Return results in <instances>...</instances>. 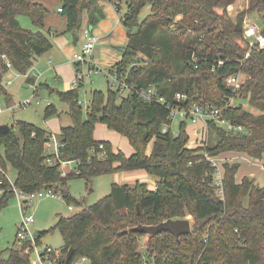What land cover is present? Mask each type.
I'll use <instances>...</instances> for the list:
<instances>
[{
  "label": "trees",
  "instance_id": "obj_1",
  "mask_svg": "<svg viewBox=\"0 0 264 264\" xmlns=\"http://www.w3.org/2000/svg\"><path fill=\"white\" fill-rule=\"evenodd\" d=\"M60 1L68 33L81 27L85 10L91 26L101 16L94 0ZM104 1L119 11L122 3L126 6L122 23L128 43L116 66L127 70L133 61L142 62L129 70V81L140 87L155 86L166 105L148 103L135 94L122 99L109 88L92 92L90 110L85 113L78 102L79 89L57 91L68 104L72 120L60 131L62 158L80 162V173L63 178L59 166H48L44 154L48 130L25 121L0 135V166L8 172L11 165L17 171L15 183L23 191L52 188L69 205L82 207L79 213L61 217L52 229L63 237V264H74L84 256L91 264H264V186L252 177L237 183L240 164L225 163L222 196L214 184L216 168L204 156L206 152L214 157L238 152L264 159V49L253 51L244 61L247 46L241 31L247 14L264 12V0H251L236 20L228 13L236 0ZM146 8L150 13L141 21ZM49 13L41 0H0V97L7 101L12 99L5 87L8 72L28 74L35 60L53 48L44 31ZM20 17L30 19L37 30L24 29ZM239 74L247 76L238 91L240 98L258 115L242 105L228 106L238 92L231 91L227 81ZM177 93H186L188 101L177 102ZM195 100L223 109L224 117L242 126L245 133L209 122L217 141L205 149L190 148L188 122H180L174 133L168 106L189 107ZM56 114V106L49 104L44 118ZM98 124L125 137L134 153L127 157L110 142L97 141ZM166 125L169 129L163 133ZM102 143L106 157L101 156ZM138 170L160 178L155 190L139 181L113 185L108 196L91 206L69 193L71 179H85L92 191L96 177ZM11 200L13 195L0 198V212ZM187 216L194 218L190 234L149 236L145 254L140 243L148 235L126 232L140 224L157 225ZM41 238L42 234L38 244ZM71 249L75 254L67 262ZM32 250L29 243L12 248L0 254V264H35ZM146 258L151 261L147 263Z\"/></svg>",
  "mask_w": 264,
  "mask_h": 264
},
{
  "label": "rangeland",
  "instance_id": "obj_2",
  "mask_svg": "<svg viewBox=\"0 0 264 264\" xmlns=\"http://www.w3.org/2000/svg\"><path fill=\"white\" fill-rule=\"evenodd\" d=\"M251 0H236V2L231 5L228 8V13L231 18L234 20L237 19L238 15L244 11H247L250 6ZM43 4L46 5V7L52 11V5H57L59 0H41ZM95 3H98L99 0H94ZM122 5V13L121 17L125 15L126 13V6L124 3ZM85 10L84 14L86 17H83L82 25L78 29H82L84 24L87 25V17L88 14ZM52 13H54L52 11ZM150 13V9L146 8L140 17V20L142 21L148 14ZM59 17H63L62 14L57 13ZM255 14V13H254ZM251 14H247L244 17V21L249 17ZM253 19H257L258 16H253ZM19 21L24 29L36 31L37 28L33 26L30 19L27 17H20ZM243 21L242 24V38L245 41L246 36L248 35L247 31L244 29L245 23ZM89 24V21H88ZM88 26V25H87ZM77 30V31H78ZM45 33L49 36L48 30H44ZM122 47H117L116 50L121 53ZM140 64H143L142 62ZM241 75L242 80H247V76L245 74H239ZM12 83L11 85H7V82H5V87L8 91L14 93V100L13 102L7 101L4 97H0V106L3 108L4 112L0 113V126L1 125H8L10 127H15L16 123L18 121H25L32 123L38 127L41 128H47L48 126H54L56 129L67 127L72 125L71 117L68 114L69 106L67 103L60 100L57 92H51L49 90L39 89V94L33 98V104L30 107H17L20 103L32 98L35 94V89L30 88L27 80L22 77L21 74L15 75L13 73V77L11 79ZM58 90H62V88L58 85H54ZM109 89V85L107 81L105 80V77L103 75H98L92 78V80H87L85 82L84 87L80 90V98L82 101H90L92 97V92L94 90L106 92ZM240 92V91H239ZM239 92L237 93V96L235 99L231 101V106H239L242 105L244 110L253 112L254 114L258 115L260 112L257 110H254L249 106V104L245 101H242L239 95ZM38 101L41 103L38 104ZM49 104H53L56 106V109L58 111V114L53 116L52 118L45 119V110ZM15 106V107H14ZM10 107H14L12 110ZM86 113V111L84 110ZM179 124L180 119H175L172 129L174 133H177L179 130ZM202 126V125H200ZM196 125H193L192 122H188V130L190 131V141L189 145L193 147L194 149L203 148L205 149L207 146L214 144L217 141V138L213 135H211V130L208 128V130H205L204 132V139L201 138V129L199 128L198 134L195 133L194 129ZM227 130L226 127H223ZM204 130V129H203ZM240 133H245V130L243 129L240 131ZM109 135V131L107 128H104L103 126H97L96 129V135L98 137H104L105 135ZM124 142V143H123ZM122 149L126 152H129V145L127 140L120 142ZM121 151V150H120ZM264 160V159H263ZM225 161V162H224ZM219 163V169L221 173L224 172L223 165L225 163H232L230 161L224 160V159H218ZM240 162L239 164L241 165ZM234 164V163H232ZM243 166V165H242ZM246 168V167H245ZM245 169L241 170L240 175L243 174ZM8 174L10 175V178L12 181H16L17 179V171L11 166H8ZM112 174L102 175L99 177H96L93 180V187L92 191L88 190L86 186V180L82 178H74L68 181V188L69 193L71 194L72 198L82 201L85 200L86 206H91L97 203L99 200L103 199L104 197L108 196L112 191V185L114 182ZM259 181L261 180L259 177H257ZM256 183V180H255ZM264 181H260V184H263ZM69 206H73L74 210L70 211ZM26 214L33 215L35 218V222L31 224V232L34 233L36 236L39 234H42L41 242L38 245L40 249H44L47 246L52 247L55 250H61L64 246L63 237L60 234L59 231H52L54 226L57 224L59 219L61 217H69L71 215H74L76 213H79L82 210V207L77 206L76 204H70L65 199H59V198H43L35 200L33 207H29L27 209H24ZM188 220H190L191 225L193 227L194 224V218L193 216H187ZM22 220V214L21 210L19 208L18 202L16 199H13L10 201L9 205L4 208L0 212V254H8V251L12 248H20V241L17 239V232H18V226L19 223ZM149 240V235L142 238L140 243V252L141 254H145V246L147 245V242ZM37 246V249H38ZM32 259L35 260V255H32ZM151 260L150 258H146V262L149 263Z\"/></svg>",
  "mask_w": 264,
  "mask_h": 264
},
{
  "label": "built area",
  "instance_id": "obj_3",
  "mask_svg": "<svg viewBox=\"0 0 264 264\" xmlns=\"http://www.w3.org/2000/svg\"><path fill=\"white\" fill-rule=\"evenodd\" d=\"M62 11L61 9L59 10ZM253 16H258L257 19H253ZM244 29L247 31L246 36V46L247 53L245 55L244 61L249 59L255 50L264 49V12L255 13L249 15V17L244 21ZM84 43L82 44L79 51H77L72 58V64L75 68V76L71 82V89H80L84 86L87 80H92L93 77L98 75H103L107 81L109 88L117 91L120 98H127L131 94L137 95L139 99H142L148 103H155L165 106L167 100L159 93V90L150 85L148 87H140L133 82L129 81L128 72L131 68L137 67L140 64L137 61H133L127 70H123L117 66L109 69H103L99 66L95 52L98 44L100 43V37L94 32L92 27H86L83 30ZM11 69V64L8 63ZM12 70L8 72L6 76L7 85H11L12 81ZM245 80H242L241 75L233 76L227 81L228 88L234 93H237ZM29 87L35 89V94L32 98L20 103L17 107H30L33 104V98L37 96L38 92V82H29ZM175 100L182 103L188 101V96L186 93H177L175 95ZM230 100L229 105L231 106ZM79 104L83 107L86 113L90 110L92 103V97L90 101H82L81 98L78 100ZM41 102L38 101V104ZM15 107V106H14ZM14 107H10L12 110ZM170 109L169 118L174 123L175 119H180V122L187 121L193 124L203 123L204 130H208L209 122H214L221 127H226L227 131L240 132L243 130L242 126H235L229 120L224 117L223 109L214 106L211 103H207L204 100H195L191 102L189 107L182 105L168 106ZM4 110L0 106V113ZM169 126L163 128V133H166ZM203 134V140L204 139ZM46 142L44 145V154L46 156V164L48 166H59L61 176L66 178L70 175H78L80 173L79 166L80 162L70 161L62 158L61 149L63 145L60 141V134L48 130L46 135ZM102 152V157H106V148L102 143L99 147ZM205 158L216 168L215 171V186L220 195L223 196V176L224 172L221 173L219 169L218 157L211 156L209 153L204 154ZM0 198L6 197L7 195H13V199H16L21 210L22 220L18 226L17 239L20 241V246L24 243H29L33 246L32 254L35 255V264H63L62 261V251L55 250L50 246L44 249L39 248L37 242L40 239V234L36 236L31 232V224L35 222L33 215L26 214L24 209L31 208L34 205L35 200L43 198H59L63 199L62 194L57 193L52 188H45L42 190L27 193L20 189L14 181L10 178V175L0 166ZM69 210L73 211V206H69ZM38 246V249H37ZM74 264H91V260L88 257H81Z\"/></svg>",
  "mask_w": 264,
  "mask_h": 264
},
{
  "label": "crops",
  "instance_id": "obj_4",
  "mask_svg": "<svg viewBox=\"0 0 264 264\" xmlns=\"http://www.w3.org/2000/svg\"><path fill=\"white\" fill-rule=\"evenodd\" d=\"M98 4L100 6L101 16L99 15L96 25L91 26L88 24L87 17L86 24L88 26L84 24L83 28L78 31L76 30L75 33L67 32L66 18H61L57 14H61L59 10L63 6L62 2L59 0L56 7L55 5H52L53 9L51 10L54 13L48 9L50 13L46 19L45 29L48 30L53 48L48 53L38 57L35 60L32 69L28 72V74L22 75V77L26 80H32L31 82L37 81L38 90L44 89L53 93L57 91H69L71 89V82L75 76V68L72 64V58L73 55L80 50L82 44L84 43L83 30L86 27H92L94 32L100 37V43L98 44L95 52L99 66L103 69H109L120 63L123 59V52L121 50V53H119L116 48L126 47L128 43V32L122 23L123 16L121 17L123 10L119 11L114 4L104 0H99ZM83 17H86L85 14ZM13 73L18 75V73L12 71V77ZM55 84L57 86L59 85L62 90H58V88L54 86ZM79 90H81V88ZM8 92L12 97L11 102H13L15 98L14 93L10 91ZM38 94L39 92H37V95ZM193 125H196V127L193 128L196 134H198L197 130L199 128L201 129L200 135L203 140V123ZM97 126H103L109 131V135L107 134L104 137H98L95 130V139L97 141L110 142L115 151L121 150L127 157H130L134 153V149L125 137L109 130L106 125L98 124ZM45 129L58 134H60L61 131V128L56 129L51 125ZM187 132L190 134L188 128ZM126 140L129 145V152L123 150V147L120 144L121 141ZM189 147L193 148L191 145H189ZM219 158L221 160H226V162L230 161L237 164L243 162L241 163L240 169L236 175L237 183H241L245 177H252L256 180V184L258 186H264V183L260 184V181H264V160H255L245 153L238 152H226L221 154ZM243 169H245V171L242 175H240L241 170ZM112 175L114 177L113 185H132L139 181L147 184L150 190H155L157 183L160 181L158 176L149 175L143 170L119 172ZM257 177L261 180L259 181Z\"/></svg>",
  "mask_w": 264,
  "mask_h": 264
},
{
  "label": "water",
  "instance_id": "obj_5",
  "mask_svg": "<svg viewBox=\"0 0 264 264\" xmlns=\"http://www.w3.org/2000/svg\"><path fill=\"white\" fill-rule=\"evenodd\" d=\"M122 52L126 50V47L121 48ZM11 130V127L8 125L0 126V135H5ZM192 230V225L188 219H169L167 221L161 222L157 225H138L126 232L130 233H143L149 236H155L163 232H169L179 238L182 235L190 234ZM75 250L71 249L67 254L66 261L70 262L74 257Z\"/></svg>",
  "mask_w": 264,
  "mask_h": 264
}]
</instances>
